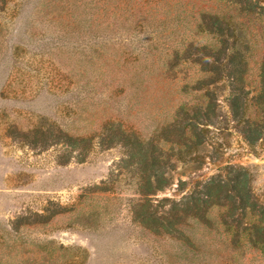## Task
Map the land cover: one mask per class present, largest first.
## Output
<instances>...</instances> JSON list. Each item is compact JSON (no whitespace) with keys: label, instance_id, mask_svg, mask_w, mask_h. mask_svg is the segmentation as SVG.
I'll return each instance as SVG.
<instances>
[{"label":"rangeland","instance_id":"rangeland-1","mask_svg":"<svg viewBox=\"0 0 264 264\" xmlns=\"http://www.w3.org/2000/svg\"><path fill=\"white\" fill-rule=\"evenodd\" d=\"M224 1L0 0V264H264L256 250L227 247L219 223L189 229V246L140 225L136 149L122 143L131 134L158 141L181 106L205 103V89L192 90L202 76L193 58L175 53L187 42L216 45L194 25L200 11L230 12ZM235 22L246 26L252 95L263 52L259 25ZM229 89L223 81L209 86L213 124L202 128L196 151L169 158L170 183L152 203L180 201L234 167L248 172L264 204V142L250 146L238 132ZM38 126L52 138L61 130L91 142L80 156L81 145L71 151L59 137L34 144L25 135ZM109 133L114 144L98 145ZM169 208L165 202L158 212ZM221 211L211 209L212 221Z\"/></svg>","mask_w":264,"mask_h":264},{"label":"trees","instance_id":"trees-1","mask_svg":"<svg viewBox=\"0 0 264 264\" xmlns=\"http://www.w3.org/2000/svg\"><path fill=\"white\" fill-rule=\"evenodd\" d=\"M224 2L225 9L235 12L236 17L231 11L224 9L217 12L200 11L194 25L196 32L215 36L216 45L195 46L187 42L180 53H175L176 58H193L192 61L202 76L192 86V90L205 89V103L193 107L181 106L172 122L162 128L158 141L152 139L142 143L131 134L129 142H122L136 149L134 164L140 172L136 182L138 199L133 213L140 225L154 233H164L176 240H183L186 246L191 245V240H194L187 233L193 226L212 230L214 224L219 223L225 234L227 247L232 250L247 247L264 255V204L258 203L253 196L250 177L245 169L229 167L225 171V177L216 175L196 184L180 201L161 199L152 203L150 198L170 183L167 176L169 158L196 151L203 142L202 128L213 124L216 103L209 86L222 81L227 83L230 88L228 107L238 132L250 146L264 142V5L256 0ZM77 7H82L81 2ZM98 10L100 11L101 7L98 6ZM104 11L107 9L104 8ZM238 19L253 20L259 25L256 32L263 52L257 72V90L252 95L245 90L248 47L247 43L243 44L242 41L245 38L243 32L246 26L242 22H235ZM171 68L172 66L169 70ZM57 133L61 134V138L55 131L52 138V133L47 128L38 126L26 134L25 138L32 137V143L37 144L48 143L50 140L52 142L59 137L71 151L81 145L79 156L88 149L86 146L91 142L90 139H78L62 134L61 130ZM109 134L102 137L98 145L108 147L114 144V135ZM159 142L175 145V149H161ZM81 159L82 156L79 160ZM165 202L170 203V208L167 211L162 210L159 214L158 211ZM213 208L222 209L217 221H212L209 217ZM243 220L247 222L242 223Z\"/></svg>","mask_w":264,"mask_h":264}]
</instances>
